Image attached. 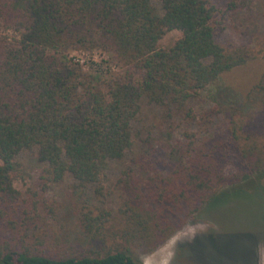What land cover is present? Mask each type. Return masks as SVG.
<instances>
[{"label": "trees", "instance_id": "obj_1", "mask_svg": "<svg viewBox=\"0 0 264 264\" xmlns=\"http://www.w3.org/2000/svg\"><path fill=\"white\" fill-rule=\"evenodd\" d=\"M158 1L0 0V264H144L138 249L215 222L225 190L261 186L264 72L245 90L224 80L251 50L217 21L249 4ZM79 49L121 69H88ZM146 101L156 115L142 120ZM33 148L45 184H69L63 201L16 187Z\"/></svg>", "mask_w": 264, "mask_h": 264}, {"label": "rangeland", "instance_id": "obj_2", "mask_svg": "<svg viewBox=\"0 0 264 264\" xmlns=\"http://www.w3.org/2000/svg\"><path fill=\"white\" fill-rule=\"evenodd\" d=\"M240 2L244 6L249 4L246 6L249 9H238V12L225 16L219 13L217 21L222 22L218 24L219 29L225 27L222 32L224 38L251 50V59L224 78L245 90L250 83L259 82L264 72V0ZM155 3L160 7L158 0ZM8 33L13 34V31L8 30ZM181 35L180 30H171L160 44L168 48ZM69 55L80 59L88 69L93 63L99 65L105 64V61H109L112 71L121 69L113 56L105 51L79 49L71 51ZM202 98L205 99L204 94ZM156 109L146 101L142 109V120L154 117ZM134 125L135 129H139L141 121ZM17 159L21 165V175L15 180L18 189L31 194L47 187V191H43H46L48 200L63 201V190L69 189V184H53L51 181L45 184V179L40 178L45 165L38 161L37 148L23 150ZM116 170L115 168L114 171ZM226 171L229 174L234 173L235 167L230 165ZM260 185L251 189L242 186L225 190L207 210V214L215 222L192 218L182 230L158 249L147 253L142 247L136 251L137 255L144 264H264V179ZM42 215L46 219H41L38 226H47L49 217L44 210ZM75 227L71 226V236L76 235Z\"/></svg>", "mask_w": 264, "mask_h": 264}, {"label": "built area", "instance_id": "obj_3", "mask_svg": "<svg viewBox=\"0 0 264 264\" xmlns=\"http://www.w3.org/2000/svg\"><path fill=\"white\" fill-rule=\"evenodd\" d=\"M71 57H73V56H71ZM76 61H79L80 63H82V61L80 60V59H77V58H75V57H73ZM83 64V63H82Z\"/></svg>", "mask_w": 264, "mask_h": 264}]
</instances>
